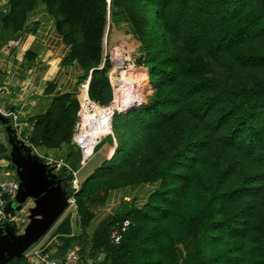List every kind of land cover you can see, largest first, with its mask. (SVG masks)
<instances>
[{
    "label": "trees",
    "instance_id": "trees-1",
    "mask_svg": "<svg viewBox=\"0 0 264 264\" xmlns=\"http://www.w3.org/2000/svg\"><path fill=\"white\" fill-rule=\"evenodd\" d=\"M36 1L11 0L3 26L20 28ZM255 1L259 5L256 9L250 7V0H202L192 16L183 38L185 47L232 56L239 68L249 71V79L220 84L212 82L193 57L183 58L166 50V33L159 18L164 1L110 0L112 7L122 9L141 46V65L154 88L149 103L120 117L141 125L140 145L149 155V168L116 174L127 162L129 152L123 150L120 165L115 152L94 169L73 194L72 225L66 217L56 229L65 238L53 257L63 258L58 251L64 248L74 249L71 252L81 264H88L89 259L92 264H220L223 252H204L209 239L223 233L239 235L245 223L260 243V264H264V54L250 48L264 39V0ZM40 2L68 47L67 57L77 62L83 77L89 74L88 95L96 102L91 88L97 78L101 84L106 81L105 71L96 69L106 1ZM67 8L74 10L72 16L66 13ZM69 96L52 98L30 140L48 149L65 144L62 163L72 170L80 157L69 143L77 109V101ZM198 166L206 167L207 174L200 173ZM70 170L64 181L72 180L75 188ZM152 183L158 186L141 207L131 206L121 215L107 216L92 234L86 232L92 215L85 200L96 196L101 202L105 198L98 197L100 191ZM190 184L195 186L198 205L187 214L174 211ZM95 198L90 204L94 205ZM172 216H177L178 235L182 236L172 239L162 230L168 242L160 244L157 228ZM120 220H128L129 225L119 243L111 245L110 226ZM8 264L28 262L21 255Z\"/></svg>",
    "mask_w": 264,
    "mask_h": 264
},
{
    "label": "rangeland",
    "instance_id": "rangeland-1",
    "mask_svg": "<svg viewBox=\"0 0 264 264\" xmlns=\"http://www.w3.org/2000/svg\"><path fill=\"white\" fill-rule=\"evenodd\" d=\"M162 1H164L165 7L159 12V18L166 33L164 45L168 52H172L183 58L193 57L197 62L202 64L204 74L212 82L228 84L237 79H249V71L239 68L236 64L237 61H232V56L229 57L227 55L217 54L215 51L201 52L189 46L185 47L183 38L190 28L192 16L202 0ZM109 2L110 0L107 4L105 23L100 36V61L96 68L98 69L100 67V69L105 71L106 81L105 84H101L100 78H97L95 80L97 84L92 86L91 92L97 100L96 102L98 105L106 107L112 102V91L113 88H116L114 81L123 76V79L130 83V90L133 88V104L135 102H141L140 104H135L134 107L123 113L115 112L110 122L109 134L99 139L100 142L96 145L91 158L77 172H74V174L70 171L72 179L74 177L76 179L74 185L78 184L77 190L80 185L79 183L88 176V172H90L92 168L100 165L103 159L108 160L115 152L117 154V165H120L123 159L122 151L129 152L126 165L123 166L120 171H117L116 174L122 172H140L149 168V155L140 145V137L142 134L141 125L136 126V124H132L130 119L124 121L120 117L128 114V112L141 105L149 103L152 99L154 88L149 82L147 69L141 65L144 53L141 50V46H139L134 38L122 9L119 6L112 7ZM258 6L255 0H250L251 8L256 9ZM66 13L68 15H73L74 10L67 8ZM261 24L264 25V18H262ZM103 38H105L104 46L102 45ZM250 48L253 51H257L259 54H264V39L262 38L260 41L255 42ZM105 58H107V63L104 62ZM82 75L83 73L77 81V91L81 84H86L88 94L90 77L89 74L87 77H83ZM122 125H124L123 129H121ZM66 152V145H64L62 149L51 152L46 155V157L51 160L50 168L54 169L52 175L55 180H62V195L70 196L75 190L72 180L69 182L64 181L66 171L69 170L59 164L60 160H64ZM37 161L40 162L39 164L44 162L42 159ZM205 168L206 167L198 166L199 172L206 175L207 171ZM144 185L146 184L128 185L120 188L122 190L124 188V195L127 197L124 201L121 200V197L118 198L117 195L113 197L110 195L109 198L111 197L112 200L106 201V194L113 190H108L106 192L100 191L97 194L99 195L98 197H104L105 199L100 202L96 200V196H93L90 200H85L86 207L89 213H91L92 218L95 217L96 219H100L99 222L113 214L121 215L125 209L131 206H135L136 208L141 207L147 201L148 195L158 186L157 183L148 184L152 185V187L150 189L151 192L147 194L145 189H148L149 186L144 188ZM193 191H195V186L190 184L187 188L185 198L180 201L178 207L175 206L174 211L177 210L181 214H187L198 205V200L193 194ZM104 192L105 195L103 194ZM94 198L95 203L93 202L94 205H92L90 201L92 203L91 199ZM69 207L67 206L63 215L69 213V209H74V206H71V208ZM106 207L111 208V214H105L104 209ZM25 214L24 212L20 215L24 217ZM68 215L70 216V214ZM11 218L12 216L10 214L7 215L4 213L0 215V233H3L2 230L4 228H8L12 235L18 238L24 232L22 229L23 222L20 220H12ZM177 219V216H172L158 226L157 229L160 231V233L158 232V243L166 244L168 242L162 230H165L172 239L182 236L178 235L180 229ZM238 233L239 235H228L225 233L221 235H212L213 239H209L207 246L204 248V252H223L225 257L220 264H260L262 258L259 256L261 254L259 247L261 246L260 243L256 241L257 237L251 235L250 229L245 223H243ZM178 247L182 249V246L178 245ZM73 250L74 249L68 250L63 248L62 251H58V254H62L64 256L63 258H66L67 253ZM24 258L27 260L26 257Z\"/></svg>",
    "mask_w": 264,
    "mask_h": 264
},
{
    "label": "crops",
    "instance_id": "crops-1",
    "mask_svg": "<svg viewBox=\"0 0 264 264\" xmlns=\"http://www.w3.org/2000/svg\"><path fill=\"white\" fill-rule=\"evenodd\" d=\"M10 3L11 0H0V107L21 109L20 122L25 127V133L30 130L31 136L35 126L46 113L53 97L68 94L70 99L77 100V81L82 74V69L76 61H71L67 57L68 47L64 45L55 29L53 18L40 0H37L33 8L26 13L25 21L18 29H12L11 26L5 27L2 23L3 17L9 11ZM29 141L31 145L27 153L22 150L21 143L11 133L6 132L4 122L0 119V172H7V180H20V176L15 173L14 168L6 160L12 146L16 147L25 157H29L31 161L39 164L40 162L37 160H40L41 157H46L51 152L62 149L65 145L61 143L55 149H48L43 145H34L30 139ZM84 165L79 162L73 170L67 168L74 174ZM100 165L92 168L87 175ZM53 171L54 169L50 168L48 173L50 179L55 180L52 175ZM77 185L75 189H77ZM147 186L149 187L145 191L149 194L152 185L146 184L144 188ZM124 192V188L123 190L115 189L106 194L105 200L110 201V199L112 200L111 197L109 198L110 195L112 197L117 195L124 201L127 198ZM62 197L65 200L69 196L62 195ZM40 209L41 207L32 197L27 196L25 203L15 214L8 213L12 216V220L23 222L24 232L19 237L24 236L33 220L45 219L39 213ZM7 210L8 208L3 207L2 214ZM69 210L66 215L62 213L35 246L22 256L29 259L33 252L39 251H47L52 255L54 250L61 246L62 239L65 238L56 232L57 227L66 217H69L72 225L75 206L74 209ZM24 212L25 216L21 217L20 214ZM99 220L93 217L89 221L85 229L88 234L93 233Z\"/></svg>",
    "mask_w": 264,
    "mask_h": 264
},
{
    "label": "water",
    "instance_id": "water-1",
    "mask_svg": "<svg viewBox=\"0 0 264 264\" xmlns=\"http://www.w3.org/2000/svg\"><path fill=\"white\" fill-rule=\"evenodd\" d=\"M105 1L108 4L109 0ZM102 45H105V38L102 39ZM0 119L2 120L1 117ZM6 160L20 176L22 183L18 186L13 200L5 203L4 208H8L5 213L15 214L25 203L26 197L30 196L41 207L39 213L45 219L33 220L24 236L19 238L13 236L8 228H4L3 233H0V264H8L33 248L67 209L60 189L61 179H50L44 167L22 155L14 146Z\"/></svg>",
    "mask_w": 264,
    "mask_h": 264
},
{
    "label": "built area",
    "instance_id": "built-area-1",
    "mask_svg": "<svg viewBox=\"0 0 264 264\" xmlns=\"http://www.w3.org/2000/svg\"><path fill=\"white\" fill-rule=\"evenodd\" d=\"M84 89L85 93L83 96L82 90ZM78 98H77V109L75 111V119L73 123V128L70 136V145L76 148L79 152L80 160L79 162L82 164L84 160V154H83V148L84 143L87 139L88 133L93 132L95 125H85L82 126V118H81V112H91L92 108H94L95 105H98L97 102L91 100L87 94V85L81 84L78 91ZM102 107V106H100ZM105 114H110L109 118L110 121L108 123V126L110 128V122L112 120V117L114 116L115 110H112V107L110 105L104 107ZM21 109H5L0 107V117L2 118L5 130L7 133H11L20 143L21 148L23 151L28 153V148H30V130H28L25 133V127L21 124ZM94 145L91 148V154L93 153L96 145L100 142L99 138L93 139ZM38 156V155H37ZM41 157V156H38ZM88 158V157H87ZM40 159L44 160L40 165L44 167L48 173V170L51 167V160L47 157H41ZM62 165V161L60 162ZM65 168H67L66 165H64ZM68 169V168H67ZM22 183L21 180H7V172H0V215L3 213L2 208L4 207L5 203L9 200H13L16 190L18 186ZM77 191L75 189L73 193L65 199V202L67 206H74V198L73 194ZM111 208L106 207L104 209L105 214H111L110 212ZM129 221L128 220H120L115 221L110 226L109 230V242L111 245H117L121 239L122 233L125 231V229L128 227ZM28 264H81L77 255L73 252L66 255V258H55L47 251H39V252H33L29 259H27ZM88 264H92L93 261L89 259L87 261Z\"/></svg>",
    "mask_w": 264,
    "mask_h": 264
},
{
    "label": "bare ground",
    "instance_id": "bare-ground-1",
    "mask_svg": "<svg viewBox=\"0 0 264 264\" xmlns=\"http://www.w3.org/2000/svg\"><path fill=\"white\" fill-rule=\"evenodd\" d=\"M123 78L124 77L121 76L120 78H117V80L114 81L116 88H113L112 102L110 104V107H112V110H115L118 113H123L125 111H128L129 109L134 107L135 104H140L141 102V101L135 102L133 104V101H132V97H133L132 92H134L133 88L130 90V87H131L130 83L124 80ZM84 93L85 91L83 89L82 90L83 96H85ZM127 104L128 106H126ZM109 116L110 114H105L104 107H100L97 105H95L94 108H92L91 112H85V111L81 112L82 126L95 125L93 132L88 133L87 139L84 143L83 154L85 157L81 165H84L90 159V156L92 155L91 148L96 142V140L94 142L93 139H97V138L100 139L102 136L109 134L110 132L109 130L110 128L108 126V123L110 121Z\"/></svg>",
    "mask_w": 264,
    "mask_h": 264
}]
</instances>
